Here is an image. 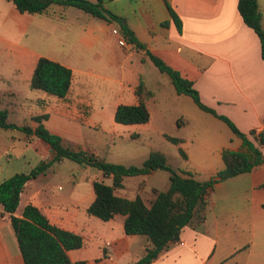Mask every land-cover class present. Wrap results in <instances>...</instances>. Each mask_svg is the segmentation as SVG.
Returning <instances> with one entry per match:
<instances>
[{
  "label": "crops",
  "instance_id": "0c3cea01",
  "mask_svg": "<svg viewBox=\"0 0 264 264\" xmlns=\"http://www.w3.org/2000/svg\"><path fill=\"white\" fill-rule=\"evenodd\" d=\"M238 1L106 0L105 8L119 17L108 21L82 9L72 10L70 6L57 3L41 14L21 13L12 1L0 0V48H9L12 55V59L0 67V94L20 98L24 90L32 89L31 78L42 56L70 67L73 80L65 97L60 98L39 89H33L39 92L28 94L26 99L37 102L39 106V110L32 113L29 125L37 126L34 116L48 114V119L44 120L45 126L61 135L65 144L99 155L95 141L83 127L97 126L105 132L115 130V111L122 102L119 100L114 105L109 117L111 127L104 125L99 117L101 112L96 113L89 103L79 97L74 87L77 84L75 72L91 74L92 68L104 69L110 64L96 52L90 54L86 51L101 46L110 48L109 30L113 32L114 29L125 37L128 55H140L143 64L150 67L145 50L138 48L124 34L125 26L147 49L193 80L202 101L217 109L219 114L230 117L242 131L248 133L264 154V144L260 142V136H264L262 44L256 31L244 22ZM258 2L264 24V0ZM55 4L61 6L59 12L52 8ZM171 9L182 21L181 32L173 20ZM106 22L111 26H107ZM46 30H78L77 42L82 52L76 46V56L69 54L63 57L59 49L49 42ZM29 32L40 45L30 47L27 43L15 41L14 38L22 39ZM115 37L119 43V36L115 34ZM112 61L115 62V55ZM123 65L124 61H120V67ZM121 75L133 84L134 100L130 104L139 103L136 89L143 82L141 72L127 68L122 70ZM11 114L9 111V116ZM180 119L178 124L183 120ZM251 130H255V135L249 134ZM35 137L25 133L23 142L26 148L18 154H11L12 158L28 164L29 167L23 166L22 171L12 167L11 161L8 164L2 162L3 156L0 155V183L15 173L28 172L40 161L51 160L55 156L49 143ZM12 140L17 142L16 137H12ZM182 142L183 139L179 143ZM224 148L240 150L242 139L239 137L233 145L221 147L218 154L222 160ZM215 161H218L216 156ZM206 162L205 159L203 164ZM224 166L220 167L218 163L217 166H206L210 175L199 180H208ZM48 170L26 183L16 214L21 215L24 207L32 203L52 224L84 235L85 246L69 251L70 264H102L103 259L109 257L119 244L123 245L124 258H127L125 264L144 255L150 241L144 235L126 234L125 216L117 218L121 215L118 214L100 222L96 219L99 217L87 211L95 198L94 181L105 179L111 183V178L107 179L102 172V176L96 175L86 188L80 178L71 175L67 178V187L59 186L65 193L59 194L52 189L56 186L55 179L48 176ZM209 200V211L204 221L183 227L179 239L169 243L149 264H264V163L250 172L217 182L209 192ZM3 209L0 202V264H24L11 219L3 214ZM98 225L105 227L104 234L98 232Z\"/></svg>",
  "mask_w": 264,
  "mask_h": 264
},
{
  "label": "trees",
  "instance_id": "16d2710c",
  "mask_svg": "<svg viewBox=\"0 0 264 264\" xmlns=\"http://www.w3.org/2000/svg\"><path fill=\"white\" fill-rule=\"evenodd\" d=\"M21 13L41 14L54 4L74 6L102 19H119L118 16L105 8L106 0H10ZM238 9L244 22L258 34L262 44L264 58V27L263 16L258 0H239ZM171 15L178 28L182 31V21L174 10ZM124 27V34L167 75L178 94L189 95L197 106L224 121L232 131L242 139V149L233 150L224 148L222 157L224 168L218 170L208 180H199L189 170H178L168 161V155L154 150L142 165H125L112 163L92 151L82 148L75 149L64 143L63 137L48 129L44 120L48 114L34 116L36 127L19 125L9 121V110L0 109V128L21 129L25 133L35 135L47 143L55 151L51 160H42L28 172H18L0 183V202L3 205V214L9 215L15 232L24 264H70L69 251L82 248L86 244L85 236L52 224L47 216L34 204H27L21 215L16 211L20 202V195L25 185L31 179L46 172L55 162L71 159L84 166L98 167L104 177L111 178V183L105 179L94 181L95 198L88 206V213L104 221L121 214L125 216L124 230L128 235H144L150 241L144 255L129 264L152 263L169 243L180 237L183 227L196 221L203 222L209 211V192L217 182L236 175L250 172L264 163V154L249 138L248 133L242 131L227 115L219 114L215 109L205 104L194 87V81L183 76L181 72L164 59L154 54L146 45L137 40L133 32ZM73 71L70 67L42 56L39 58L31 78L30 87L39 89L57 97H65L72 84ZM136 93L139 97L137 104L121 103L115 111V121L124 124L146 123L150 120V111L145 103L147 96L153 95L143 82ZM255 135V130L249 132ZM138 134H134L137 137ZM170 140L179 143L181 138L167 136ZM264 144V136H260ZM164 169L170 171V184L167 189L153 188L152 194L145 199L140 193L135 198L120 196L117 189L124 187V179L128 176L150 174L153 171ZM83 264V262H80Z\"/></svg>",
  "mask_w": 264,
  "mask_h": 264
},
{
  "label": "rangeland",
  "instance_id": "374dc122",
  "mask_svg": "<svg viewBox=\"0 0 264 264\" xmlns=\"http://www.w3.org/2000/svg\"><path fill=\"white\" fill-rule=\"evenodd\" d=\"M52 8L59 12L61 6L55 4ZM69 8L72 10L80 9L74 6ZM106 20L112 21L113 19ZM106 24L111 26L109 22ZM46 31V35L50 38L49 42L59 49L63 57L69 54L76 56L78 54V48L75 49L76 46L82 52L81 45L77 42L78 30ZM109 31L110 48L101 46L97 49L96 47L88 49L86 52L90 54L96 52L102 60L109 61L110 64L104 69L92 68L91 74L75 72L77 84L74 87L79 97L89 103L96 113L101 112L99 117L103 124L111 127L109 117L113 112L115 103L120 100L124 104H130L134 100L132 81L122 78V70L134 68L141 72L143 83L154 93L145 98V103L150 111V120L146 123L124 124L117 122L115 130L110 132L102 131L97 126L83 127L86 132H89L90 138L95 141L99 156L112 163L140 166L152 151L159 150L168 155V161L172 167L178 170H189L198 179L209 177L210 174L206 170V166H217L218 163L220 167H223L224 162L218 154L219 150L223 145H233V142L239 140V137L227 123L200 109L192 97L178 94L169 77L163 74L149 58L147 61L150 67H147L143 64V58L140 55H128L129 50L126 49L128 46L120 45L112 30ZM32 35V32H29L28 36L22 38L23 40L14 39L17 43H27L30 47L33 44L40 45V42L34 39ZM114 55L115 62L112 61ZM11 59L12 55L9 48H0V67ZM120 61H124L122 67H120ZM31 92L39 91L24 90L20 98L0 94V109L7 108L12 112L9 121L20 125L31 123L32 113L39 110L37 102L32 103L26 99ZM215 110L217 111V109ZM178 119L181 120L179 124ZM24 134L25 132L21 129L0 128V155L3 156L1 161L6 164L11 161V166L17 168V171H22L23 166H28L23 160L11 157L12 153L18 154L26 148L27 145L23 142ZM134 134H138V136L134 137ZM167 136L181 138L183 142L176 143ZM12 137H16L17 142L14 143ZM35 139L38 138L35 137ZM215 156L218 161H215ZM205 159L207 162L203 164ZM48 171V176L55 179L56 186L52 189L59 194L65 193L59 186L67 187V178L71 175L80 178L86 184V188L96 175L102 176V171L98 167L83 166L71 159H64L62 162L57 161ZM124 184L122 189L116 191L118 195L135 198L140 193L145 199H148L153 188L159 190L168 188L170 171L159 169L150 174L128 176L125 178ZM117 218H124V216L118 215ZM96 219L105 222L100 218ZM104 228L100 225L97 226L100 234H104ZM126 259L123 254V245L119 244L117 249L111 251L109 257L103 259L106 263L103 262L102 264H112L113 262L125 264Z\"/></svg>",
  "mask_w": 264,
  "mask_h": 264
},
{
  "label": "built area",
  "instance_id": "2783aa9c",
  "mask_svg": "<svg viewBox=\"0 0 264 264\" xmlns=\"http://www.w3.org/2000/svg\"><path fill=\"white\" fill-rule=\"evenodd\" d=\"M113 32L119 36V43L122 46H128V43L124 36L121 35L120 31L118 29H114Z\"/></svg>",
  "mask_w": 264,
  "mask_h": 264
}]
</instances>
